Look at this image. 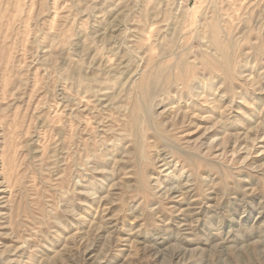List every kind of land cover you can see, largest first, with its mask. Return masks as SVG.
Wrapping results in <instances>:
<instances>
[{"label": "rangeland", "instance_id": "374dc122", "mask_svg": "<svg viewBox=\"0 0 264 264\" xmlns=\"http://www.w3.org/2000/svg\"><path fill=\"white\" fill-rule=\"evenodd\" d=\"M0 264H264V0H0Z\"/></svg>", "mask_w": 264, "mask_h": 264}]
</instances>
